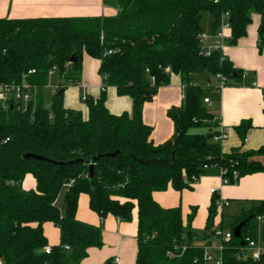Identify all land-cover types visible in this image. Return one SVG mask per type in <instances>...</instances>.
I'll use <instances>...</instances> for the list:
<instances>
[{
  "label": "trees",
  "instance_id": "trees-1",
  "mask_svg": "<svg viewBox=\"0 0 264 264\" xmlns=\"http://www.w3.org/2000/svg\"><path fill=\"white\" fill-rule=\"evenodd\" d=\"M103 2L118 8L116 15L0 18V84L24 79L36 87L25 108L10 100L0 110L2 264H79L89 247H100L101 225L76 218L81 194L88 196L89 208L101 220L110 214L119 221H130L136 209L135 264H204L198 237L189 228L193 211L183 225L180 207L164 208L152 193L168 187L190 188L183 175L188 179L201 176L204 165L225 168L229 184L244 175L264 174V144L257 149L235 147L223 152L221 144L212 141L215 124L203 98L213 91L196 82L203 72L221 74L226 85L242 76L221 51L202 52L198 39L204 30L202 15L210 16L213 34L221 15L228 12L227 44L234 45L245 35L251 14H259L261 50L264 0ZM84 54L99 60L97 71L105 85L131 99V112L110 113L103 91L97 98L84 99L85 115L63 105L65 88L80 79ZM72 57L74 61H70ZM166 66L179 76L183 100L167 110L173 134L154 145L152 129L142 121V106L169 83ZM52 67L61 86L49 94L45 106L43 89ZM247 126L240 123L236 127L241 141ZM198 128L201 130L196 131ZM26 153L42 158H23ZM74 159L79 160L66 163ZM28 174L35 186L26 190L21 183ZM263 213L264 201H254L235 216L232 229L245 223L240 238L233 237L224 249L225 264H264V256L245 261L235 258L245 236L256 238L259 225L255 216ZM216 215L212 195L201 239L209 237ZM46 221L60 231L59 243L48 253L43 251L47 240L42 224Z\"/></svg>",
  "mask_w": 264,
  "mask_h": 264
},
{
  "label": "crops",
  "instance_id": "crops-1",
  "mask_svg": "<svg viewBox=\"0 0 264 264\" xmlns=\"http://www.w3.org/2000/svg\"><path fill=\"white\" fill-rule=\"evenodd\" d=\"M118 8L108 5L103 0H0V18H27L49 16H113ZM261 16L251 14V22L246 33L234 45L225 41L222 54L241 71L238 81H231L219 92L208 95L210 104L207 107L213 116L215 128L221 123L228 129V138L221 144L223 152L240 147L242 150L257 149L264 144V48L259 50L258 26ZM206 44H218L220 41L203 25ZM227 35L229 30L226 31ZM99 60L84 54L78 84L67 86L63 92V105L67 108L80 110L86 114V106L82 96L97 98L101 85H105L98 74ZM202 74V73H201ZM200 74V75H201ZM199 75V74H198ZM199 75V76H200ZM207 77L204 87H216ZM56 79L54 80V84ZM197 82V80H196ZM199 84V82H197ZM47 84L45 87H49ZM44 87V89H45ZM48 95L49 90H46ZM45 91V92H46ZM105 105L112 114L131 112L132 101L128 96L116 93L115 87L105 85ZM183 100V88L178 75L171 74L167 85L158 88L156 94L142 106V121L152 129L150 140L154 145L160 144L173 134V123L167 116V110L172 106H180ZM83 102V103H82ZM48 104V103H47ZM246 123L244 140L241 141L236 127ZM190 188L180 191L168 187L164 191H155L152 197L164 208L180 207L182 223L187 224V218L193 211L189 221L190 230L202 241L204 227L208 215L212 195L210 188H215L218 195L229 200L230 204L220 215L214 217V222L221 221L224 227H230L235 216L243 209H248L254 201H264V174L256 172L240 177L233 184L221 183L217 167L206 169ZM23 189L35 186L34 178L28 174L21 183ZM76 218L80 221L101 225L102 245L89 247L86 257L79 264H135L137 252V215L133 210L130 221H119L108 214L102 220L89 208L88 196L81 194L78 198ZM226 219L230 221L225 222ZM42 231L47 240V246L57 245L60 241V231L52 222L42 224ZM263 231V233H262ZM263 235V237H262ZM264 244V222L257 227V235ZM117 258V261L114 259Z\"/></svg>",
  "mask_w": 264,
  "mask_h": 264
},
{
  "label": "built area",
  "instance_id": "built-area-1",
  "mask_svg": "<svg viewBox=\"0 0 264 264\" xmlns=\"http://www.w3.org/2000/svg\"><path fill=\"white\" fill-rule=\"evenodd\" d=\"M216 1V0H214ZM229 14L225 12L221 15L219 26L213 36L216 37L220 42L218 44H206L204 42L206 35L202 32L199 34V44L202 49V52L205 55H209L213 50L222 51L223 43L228 41L230 35L226 34V31L229 30ZM110 53L111 51H107ZM222 53V52H221ZM223 55V54H222ZM70 64V61L66 63V66ZM164 71L172 74L169 66L164 68ZM30 73L34 72V70H30ZM55 73V67H52L48 71V77ZM218 80V84L216 87H210L208 84L206 87L211 88L213 92H219L223 87L226 86V80L221 74H216L214 76ZM102 78V77H101ZM103 81V78H102ZM150 81L153 82V77H150ZM78 84V82L76 83ZM61 86L60 80H56L54 84H50V93L55 92ZM101 91L105 90V85L100 86ZM36 91L35 86H31L24 79L20 82L16 83H7L0 84V110L6 108L8 101L12 100L14 103L19 104L23 108L26 107V104L31 101L34 97V93ZM262 92L264 93V88H262ZM82 99H85V96H82ZM203 102L206 105L210 104V100L208 96L203 98ZM228 138V129L224 127L221 123H219L215 131L211 133V139L213 142L222 144ZM204 169L208 167L206 165L203 166ZM219 170V175L221 178V183L223 185L229 184L228 178L226 176V169L223 167H217ZM198 177H191L188 179L186 175H183L182 179L184 182L188 184H192L195 182ZM232 179L235 181L237 179V175L235 172L232 173ZM210 193L214 197V205L216 208L217 214H221L222 211L229 206V200L222 198L218 195V192L215 188H210ZM264 222V213L255 216V223L260 225ZM241 236V234H240ZM235 237L233 234V229L231 227H224L221 221L214 222L211 227L210 235L206 239H202L198 245L202 249V260L204 264H225L224 262V249L227 244L230 243L231 239ZM240 238V237H236ZM65 249H68V246H64ZM43 251L48 253L50 251L49 246H44ZM262 256H264V244L261 243L258 239L252 238L250 236H245L240 245L237 246V250L235 253V258L240 261H245L247 259L251 260H259ZM117 261V258L114 259ZM0 264L2 262L0 261Z\"/></svg>",
  "mask_w": 264,
  "mask_h": 264
},
{
  "label": "rangeland",
  "instance_id": "rangeland-1",
  "mask_svg": "<svg viewBox=\"0 0 264 264\" xmlns=\"http://www.w3.org/2000/svg\"><path fill=\"white\" fill-rule=\"evenodd\" d=\"M209 21H210V16L207 15V14H203L202 15V25H204V26L207 25L208 26ZM199 75L196 76V80H197V82H199V85H201V86H204L205 80H206L207 77L210 79L211 82H214V79H213L212 75L208 74L207 72H203L200 76ZM54 80H55V75L52 74L51 76L48 77V84L53 83ZM46 90H49V87H45V89H43L44 92ZM45 94L48 95L47 91L45 92ZM47 103H48V98L45 99V106H47ZM199 130H201V129H199V128L196 129V131H199ZM225 222L229 223L230 221H228L226 219Z\"/></svg>",
  "mask_w": 264,
  "mask_h": 264
},
{
  "label": "water",
  "instance_id": "water-1",
  "mask_svg": "<svg viewBox=\"0 0 264 264\" xmlns=\"http://www.w3.org/2000/svg\"><path fill=\"white\" fill-rule=\"evenodd\" d=\"M70 61H74V58L72 57V58L70 59ZM113 154H114V153H113ZM113 154H112V155H113ZM23 158H38V159H40V158H42V157H40V156H38V155H36V154L26 153V154L23 155ZM78 160H79V159H74V160L67 161L66 163H73V162H76V161H78ZM88 176H89V178H91V176H92V166L89 167ZM244 223H245V221H241V222H239L237 225H235V226L233 227V234H234L235 237H240L241 227H242V225H243Z\"/></svg>",
  "mask_w": 264,
  "mask_h": 264
}]
</instances>
